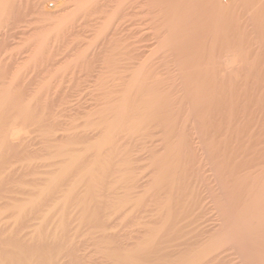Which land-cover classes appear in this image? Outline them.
Wrapping results in <instances>:
<instances>
[{
	"label": "rangeland",
	"instance_id": "374dc122",
	"mask_svg": "<svg viewBox=\"0 0 264 264\" xmlns=\"http://www.w3.org/2000/svg\"><path fill=\"white\" fill-rule=\"evenodd\" d=\"M263 209L264 1L0 0V264H264Z\"/></svg>",
	"mask_w": 264,
	"mask_h": 264
},
{
	"label": "bare ground",
	"instance_id": "6f19581e",
	"mask_svg": "<svg viewBox=\"0 0 264 264\" xmlns=\"http://www.w3.org/2000/svg\"><path fill=\"white\" fill-rule=\"evenodd\" d=\"M250 1V0H249ZM262 1H264V0H262ZM221 16V15H220ZM225 21V20H224ZM177 23V22H176ZM180 23V22H179ZM185 27H186V25H185ZM183 29V28H182ZM186 29V28H185ZM214 30V29H213ZM200 31V30H199ZM175 32H177V31H174L173 33H175ZM184 32V31H183ZM214 32V31H213ZM189 33V32H188ZM202 35V34H201ZM207 35V34H206ZM217 37V36H216ZM174 39V38H173ZM182 39V38H181ZM208 39V38H207ZM214 39V38H213ZM220 39V38H219ZM224 41V40H223ZM198 45V44H197ZM214 45V44H213ZM184 48H185V46H183ZM194 48H195V46H194ZM212 48V47H211ZM198 50V49H197ZM187 51H189V50H187ZM198 51H200V50H198ZM198 51H197V53H198ZM195 52V51H194ZM190 53V52H189ZM196 56V55H195ZM192 58V57H191ZM200 58V57H199ZM233 58V57H232ZM236 59V58H235ZM191 60H193V59H191ZM191 60H189V61H191ZM233 60V59H232ZM195 61V60H194ZM209 62V61H208ZM234 63H235V61H233ZM229 63V62H228ZM214 66V65H213ZM231 68V67H230ZM225 70H226V68H225ZM224 70V71H225ZM227 72V71H226ZM10 135L12 136V137H17V133L15 132V131H11L10 132ZM257 135L258 134H254V137H257ZM258 139V138H257ZM252 141V140H251ZM258 141V140H257ZM253 142V141H252ZM252 142H250L251 144H252ZM255 142V141H254ZM248 143V142H247ZM247 143H245V144H247ZM250 143L248 144V145H246L245 147H244V149L247 147V146H249L250 145ZM257 143V142H256ZM255 143V144H256ZM241 145V144H240ZM252 145H254V144H252ZM252 145H250V147L252 148ZM259 144H257V146H258ZM232 147V146H231ZM255 147L256 146H254V149H255ZM243 148V147H242ZM258 148V147H257ZM241 149V148H240ZM248 149H249V147H248ZM247 149V150H248ZM239 150V149H238ZM256 150V149H255ZM258 150V149H257ZM234 151V150H233ZM255 152V151H254ZM231 154H233V152H230ZM256 154H258V151H256ZM256 154H254V155H256ZM241 155V154H240ZM242 156V155H241ZM244 156H246V155H244ZM257 156H259V155H257ZM229 157V156H228ZM243 157V156H242ZM249 157V156H248ZM229 159V158H228ZM261 159V158H260ZM230 160H232V159H230ZM253 160V159H252ZM232 161H234V159L232 160ZM237 161V160H236ZM132 162V161H131ZM254 162H256L255 163V165H254V167H252V168H258V166H260L259 165V163H258V160H255V161H253V163ZM247 163V162H246ZM235 164V163H234ZM241 164H243V163H241ZM261 164V163H260ZM253 165V164H252ZM233 166V165H232ZM237 166V165H236ZM240 167V166H239ZM251 167V166H250ZM241 169H242V167H240ZM231 170V169H230ZM248 170H250V169H248ZM248 170H246V172L248 171ZM256 170V169H255ZM241 171V170H240ZM235 172H237V171H235ZM242 172V171H241ZM241 172H239L240 174H241ZM245 172V171H244ZM250 172V171H249ZM253 172V171H252ZM231 173V172H230ZM233 173H234V171H233ZM251 174V173H250ZM236 175H238L237 173H236ZM244 175V174H243ZM256 175V174H255ZM249 176V175H248ZM234 177V176H233ZM130 178V177H129ZM133 178V177H132ZM131 178V179H132ZM241 180V179H240ZM132 181V180H131ZM130 181V182H131ZM238 181H239V179H238ZM233 183V182H232ZM137 184V183H136ZM126 185V184H125ZM130 185V184H129ZM132 185V184H131ZM143 185V184H142ZM121 186V185H120ZM141 186V185H140ZM127 187V186H126ZM132 187V186H131ZM130 187V188H131ZM139 187V186H138ZM134 188H135V186H134ZM133 188V189H134ZM120 189V188H119ZM192 189V188H191ZM127 191V190H126ZM131 191V190H130ZM132 192V191H131ZM195 192V191H194ZM193 192V193H194ZM128 194H129V192H127ZM191 193V192H190ZM188 195L187 196H190V194L189 193H187ZM252 194V193H251ZM253 194H258V193H253ZM252 194V195H253ZM131 195V194H130ZM197 196H198V194H196ZM196 195H195V197H196ZM186 196V197H187ZM257 196V195H256ZM260 196V195H259ZM191 197H192V195H191ZM194 197V196H193ZM199 197V196H198ZM197 197V198H198ZM248 197V196H247ZM260 198V197H259ZM187 199H188V197H187ZM190 199V198H189ZM192 199H194V201H195V198H191L190 200H192ZM251 199H253V198H251ZM256 199V198H255ZM250 200V199H249ZM245 201V200H244ZM247 201V200H246ZM246 201H245V205H246ZM254 201V200H253ZM38 202V201H37ZM34 203H35V201H34ZM33 203V204H34ZM40 203V202H39ZM242 204H244L243 203V201L241 202ZM240 203V204H241ZM197 204V203H196ZM250 204H252L251 205V207L249 208V206H248V208L250 209L249 210V216H250V220H248V219H245V218H242L241 217V220H239L240 219V217L238 218V220L237 221H240V222H238V225H237V227H236V230H235V233H239L240 235V237L238 238V239H242V241H244L245 242V240H246V238H247V236L249 235V233L250 232H252V231H254L253 233L255 234V231L257 230V228H260V225H261V219H262V214H261V212H259V210H260V208H259V205L261 206V204H260V200L258 201V199L257 200H255L253 203H250ZM249 204V205H250ZM198 205V204H197ZM201 206V205H200ZM201 208V207H200ZM199 208V209H200ZM247 208V209H248ZM244 209H246V208H244ZM194 210V209H193ZM195 210H197L198 211V209H195ZM264 210V209H263ZM202 211V210H201ZM244 211V210H243ZM246 211H248V210H246ZM193 212H195V211H193ZM241 212L242 211H240V213H239V215L241 214ZM244 214V213H243ZM196 215V214H195ZM198 215V214H197ZM196 215V216H197ZM201 215V214H200ZM244 215H246V214H244ZM226 216V215H225ZM245 217H248L247 215L245 216ZM228 218V217H227ZM234 218V217H233ZM204 219V218H203ZM196 220H197V218H196ZM261 220V221H260ZM264 220V219H263ZM204 221V220H203ZM199 222V221H198ZM226 222V221H225ZM233 222V221H232ZM235 222V221H234ZM203 225H205V224H203ZM202 226V225H201ZM220 226H221V224H220ZM218 227V226H217ZM209 228V227H208ZM221 229V228H220ZM202 230V229H201ZM234 230V229H233ZM202 232V231H201ZM204 232V231H203ZM224 232V231H223ZM212 233H213V231H212ZM259 233V232H258ZM201 234V233H200ZM256 235V234H255ZM214 236V235H213ZM203 237V236H202ZM251 237V236H250ZM250 237H248L249 239H250ZM232 239H235L236 237L235 236H233V237H231ZM251 238H253V237H251ZM203 239V238H202ZM256 239V238H255ZM259 239H261V238H259ZM210 240V239H209ZM225 241H226V239H224ZM229 241V240H228ZM236 241V240H235ZM253 241H256V240H252L251 241V243L253 242ZM260 241V240H259ZM207 241H205V243H206ZM222 242H224V241H222ZM222 242H218V243H216L215 245H213L214 247H213V253H215V252H217V250H219V248L220 247H218L217 245H219L220 243H222ZM204 243V244H205ZM229 244H230V241L228 242ZM234 243V242H233ZM247 243V242H246ZM249 243V242H248ZM178 245V244H177ZM223 245V244H222ZM221 246V245H220ZM238 246V245H237ZM254 246H255V243H254ZM162 247H164V246H162ZM223 247V246H222ZM221 247V248H222ZM249 247V246H248ZM251 247V246H250ZM177 248V247H176ZM163 249V248H162ZM235 250V249H234ZM238 250V249H237ZM221 252V251H220ZM254 252V251H253ZM178 253V252H177ZM218 253V252H217ZM210 254V253H209ZM218 255V254H217ZM217 255H215L216 257H217ZM208 258V257H207ZM226 258V257H225ZM229 257H227V259H228ZM259 258V256L257 257V259ZM210 259V258H209ZM252 259V258H251ZM254 259V258H253ZM164 260V259H163ZM262 260V259H261ZM164 262V261H163ZM236 262V261H235ZM205 263V262H204ZM260 263V262H259ZM251 264H252V262H251Z\"/></svg>",
	"mask_w": 264,
	"mask_h": 264
}]
</instances>
